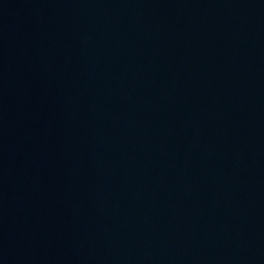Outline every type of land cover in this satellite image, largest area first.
<instances>
[{"label":"water","instance_id":"1","mask_svg":"<svg viewBox=\"0 0 264 264\" xmlns=\"http://www.w3.org/2000/svg\"><path fill=\"white\" fill-rule=\"evenodd\" d=\"M0 264H264V0H0Z\"/></svg>","mask_w":264,"mask_h":264}]
</instances>
